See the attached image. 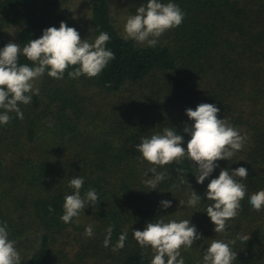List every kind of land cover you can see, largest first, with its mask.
<instances>
[{"label": "trees", "instance_id": "obj_1", "mask_svg": "<svg viewBox=\"0 0 264 264\" xmlns=\"http://www.w3.org/2000/svg\"><path fill=\"white\" fill-rule=\"evenodd\" d=\"M86 0L89 17L83 23L69 19V0H0V49L10 41L4 27L13 26L21 49L38 39L43 30L65 22L81 39L94 42L107 32L106 47L115 54L94 78L81 75L39 78V94L0 125V225L6 224L15 240L20 264H151L154 252L133 238L146 223L163 217L177 222L189 219L201 239L181 249L184 264H203L213 239L228 242L237 252L233 264H264V209L253 210L249 197L264 190V0H160L175 3L184 13L181 25L166 31L155 47L125 38L116 24L115 2ZM136 9L147 0H124ZM19 64L35 66L21 54ZM201 103L220 109L241 135L242 150L218 167L202 184L196 182V165L187 157L163 167L149 164L136 151L143 138L175 127L182 132L189 120L185 110ZM0 109V113H3ZM152 167L165 174L156 189L143 183ZM248 169L240 182L247 194L238 215L215 233L206 214L207 184L222 168ZM177 169H182L178 172ZM147 173L146 177L144 174ZM83 177L84 197L95 189L99 199L65 224L64 197L73 193L69 181ZM192 189L201 197L187 205ZM162 200L171 201L163 208ZM180 201L184 204L180 205ZM49 206L54 211H49ZM92 225L94 235H85ZM113 227L111 242L103 246L106 229ZM128 231L123 249L113 251L119 235Z\"/></svg>", "mask_w": 264, "mask_h": 264}, {"label": "clouds", "instance_id": "obj_2", "mask_svg": "<svg viewBox=\"0 0 264 264\" xmlns=\"http://www.w3.org/2000/svg\"><path fill=\"white\" fill-rule=\"evenodd\" d=\"M185 13L172 2L161 3L160 0H147L146 5L136 9L134 15H129L124 24L126 39L137 43H146L148 47H155L158 38L166 31L181 25ZM110 37L107 32H100L94 42L81 39L79 32L60 22L59 27H49L43 30L38 39L30 40L22 49L20 44L9 42L0 49V125L11 122L9 113H16L17 118L23 119L19 105H27L33 95L39 94L35 81L45 72L54 79H62L68 72L70 78L84 75L88 78L97 77L115 59V54L106 47ZM23 54L35 66L19 64V56ZM220 109L214 104L201 103L195 110L188 108L185 114L193 121L191 126L185 125L182 132L190 139L183 147L184 136L177 134L175 127H165L161 133H154L150 138H143L138 145L142 158L149 164L163 167L173 162H179L187 157L196 165V182L202 184L214 169L218 167L216 161L229 160L235 152L243 149L247 135H241L225 119L219 118ZM182 172V169H177ZM153 174L151 179H144L143 183L150 189H156L159 182L164 180L165 174L156 171V167L148 170ZM144 174L146 177L147 173ZM248 169L238 167L235 170L222 168L219 175L207 184L206 199L211 201L206 208V214L214 225L215 233H224L227 222L234 219L240 209L241 201L247 194L246 186L241 180L247 179ZM84 184L83 177L76 176L69 181V187L74 191L64 197L63 215L60 217L65 224L72 222L84 212L86 204L95 205L99 199L95 189H90L82 197L80 190ZM201 197L192 189L187 205L195 207ZM249 202L255 211L264 209V190H260L249 197ZM180 205L184 202L180 201ZM163 208L171 207V201L162 200ZM49 211H54L49 206ZM113 227L106 229L103 246L108 247L111 242ZM85 235H94L92 225L85 228ZM133 238L141 248L150 247L155 253L151 264H184L181 249H189L195 241L201 239L194 225L189 219L168 220L163 217L155 222L146 223L144 230H134ZM128 237V231L119 235L113 251L123 249ZM246 242L249 235L240 234L236 239L224 242L213 239L204 255L203 264H233L237 252L232 250L236 240ZM16 241L9 239L6 224L0 225V264H20V254L15 247Z\"/></svg>", "mask_w": 264, "mask_h": 264}, {"label": "rangeland", "instance_id": "obj_3", "mask_svg": "<svg viewBox=\"0 0 264 264\" xmlns=\"http://www.w3.org/2000/svg\"><path fill=\"white\" fill-rule=\"evenodd\" d=\"M52 2V0H46L44 4L48 5ZM114 14L116 16V24L119 26L122 30H124V24L126 22L127 17L131 14H135V9H131L128 5L124 3V0H120L117 3L115 2L114 6ZM68 9V17L70 20L75 22H80L81 28L84 26V22L89 17V10L87 6L86 0H69L67 4ZM15 29L16 27L13 26H5L4 27V37L9 40L10 42L16 43V37H15ZM37 83H39V79L35 81V87L37 86Z\"/></svg>", "mask_w": 264, "mask_h": 264}]
</instances>
